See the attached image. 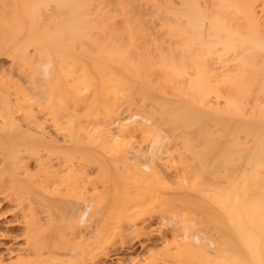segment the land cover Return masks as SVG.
Listing matches in <instances>:
<instances>
[{
	"label": "bare ground",
	"instance_id": "bare-ground-1",
	"mask_svg": "<svg viewBox=\"0 0 264 264\" xmlns=\"http://www.w3.org/2000/svg\"><path fill=\"white\" fill-rule=\"evenodd\" d=\"M0 264H264V0H0Z\"/></svg>",
	"mask_w": 264,
	"mask_h": 264
},
{
	"label": "rangeland",
	"instance_id": "rangeland-1",
	"mask_svg": "<svg viewBox=\"0 0 264 264\" xmlns=\"http://www.w3.org/2000/svg\"><path fill=\"white\" fill-rule=\"evenodd\" d=\"M8 242V241H7ZM18 243H19V241H18ZM20 243H21V241H20Z\"/></svg>",
	"mask_w": 264,
	"mask_h": 264
}]
</instances>
